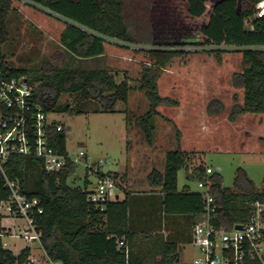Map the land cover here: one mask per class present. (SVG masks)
Listing matches in <instances>:
<instances>
[{
	"label": "trees",
	"instance_id": "1",
	"mask_svg": "<svg viewBox=\"0 0 264 264\" xmlns=\"http://www.w3.org/2000/svg\"><path fill=\"white\" fill-rule=\"evenodd\" d=\"M26 1L63 22L59 42L76 58L89 60L105 56L107 44L143 55L138 90L146 96L149 108L137 123L149 146L154 143L156 121L162 117L158 108L178 104L162 97L158 85L162 72L177 58L208 53L220 61L222 54L229 51L226 48H234L242 55V70L233 74L232 85L243 91L244 100L243 105L233 107L229 121L234 123L246 114L264 115V17L255 18L256 6L263 0ZM13 3L14 0H0V64L11 77L24 76L35 86L33 98L44 113L50 115L61 111L80 115L82 110L74 106L77 102L96 101L106 105L104 114H116L118 102L128 104L134 90L130 80L126 78L117 83L116 74L108 70H66L48 62L37 71L13 68L4 53L10 41L9 17L14 11ZM185 48L202 50L187 52L182 50ZM54 59L61 62L63 54L56 53ZM64 96L72 100L60 108ZM215 104L218 109L212 111ZM222 110L223 105L218 101H213L209 107L211 115H218ZM180 136L178 131V145ZM126 142L129 146L128 138ZM50 145L61 155L68 154L64 130L50 132ZM192 156L180 149L168 152L165 171L161 173L154 169L147 177L151 188L162 189L166 214H187L197 218L204 213L200 193L189 190L179 193L178 174L182 169L189 174L190 180L207 185L218 206V225L226 229L248 221L250 203H264V189L259 191L243 172H239L234 188L226 189L219 174H208L202 165L193 168ZM5 168L6 177L0 169V204L9 201L11 196L7 180L18 182L28 199L39 200L43 212L34 213L32 217L35 228L41 232L40 244L52 262L180 264L177 256L166 257L170 251L166 250L164 242L161 245L164 251L153 252L151 249L146 254H135L133 236L126 229L111 228L114 210L119 224L126 225L129 203L114 201L101 212L87 200L88 183L83 188L70 184L75 164L68 163L61 171L48 173L41 159L15 156ZM128 172L126 166L121 173L112 174L123 188L127 187ZM120 238H125V248H118ZM155 239L159 241L162 237ZM159 255L161 260H157ZM29 256V249L15 256L0 244V264H30Z\"/></svg>",
	"mask_w": 264,
	"mask_h": 264
},
{
	"label": "rangeland",
	"instance_id": "2",
	"mask_svg": "<svg viewBox=\"0 0 264 264\" xmlns=\"http://www.w3.org/2000/svg\"><path fill=\"white\" fill-rule=\"evenodd\" d=\"M13 4L14 11L9 17L10 41L4 49L6 60L13 68L37 71L48 62L66 70H108L116 74L117 83L127 78L134 88L127 105L121 102L116 104V114H104L106 105L90 101L74 105L82 110L80 115L61 111L49 115L51 120L64 128L67 153L73 160H79L69 181L71 185L83 188L87 182L96 183V175L87 170V166L99 168L105 174H118L126 166L130 170L133 158L142 160L151 154L156 161H162L166 151L180 149L193 152L194 166H207L219 174L226 189L234 188L239 172H243L259 191L264 189V115L246 114L234 123L229 121L233 107L243 105L244 100L243 91L236 90L232 85L233 74L242 70V55L234 48H226L229 51L222 54L220 61L208 53L177 58L162 72L158 82L159 93L178 104L158 108L162 117L156 121L157 130L151 152L137 123V119L149 108L146 96L138 90L143 55H134L107 44L105 56L89 60L76 58L59 42L64 29L59 18L43 12L26 0H14ZM248 28H251L250 24ZM182 50L200 51L202 48ZM58 52L63 54L61 62L54 59ZM71 100V97L64 96L60 108ZM213 101L223 105L218 115L209 113ZM217 109L218 105L215 104L212 111ZM178 131L181 135L180 145L177 141ZM81 151L86 153L87 159H78ZM178 184L180 190L186 185L194 191L199 190L197 181L188 180L184 169L178 174ZM117 194H122L120 188ZM6 207L3 205L0 209V214L5 215L0 219L7 229L0 227L1 232L7 233L2 243L18 252L27 245L20 237V231L28 226V222L24 218L7 216ZM34 247L32 261L45 264L46 253L41 244ZM197 256V249L193 244H188L181 250L180 262L193 264Z\"/></svg>",
	"mask_w": 264,
	"mask_h": 264
},
{
	"label": "built area",
	"instance_id": "3",
	"mask_svg": "<svg viewBox=\"0 0 264 264\" xmlns=\"http://www.w3.org/2000/svg\"><path fill=\"white\" fill-rule=\"evenodd\" d=\"M263 17L264 0L256 6L255 14V18ZM34 89L26 77H11L0 64V169L5 177V165L15 156L41 159L48 173H57L68 163L79 161L73 160L69 154L61 155L51 147L50 132L56 129L60 133L64 128L35 103ZM82 158H88L83 151L78 155V159ZM86 168L97 177L96 183L87 182V200L104 212L109 203L115 201L118 184L112 174L102 173L99 168ZM207 173L213 174V170L208 168ZM198 186L204 213L192 231V244L199 252L193 264H264V203H250L248 221L226 229L218 225V206L209 188L202 182ZM7 187L10 199L2 202L0 207L7 205L11 215L26 219L30 229L21 237L40 243L41 232L35 228L32 217L34 213L43 212L39 200L23 195L18 182L7 180ZM237 226L242 228L237 229ZM117 244L119 249L125 248V238L118 239ZM49 264L62 263L49 260Z\"/></svg>",
	"mask_w": 264,
	"mask_h": 264
},
{
	"label": "crops",
	"instance_id": "4",
	"mask_svg": "<svg viewBox=\"0 0 264 264\" xmlns=\"http://www.w3.org/2000/svg\"><path fill=\"white\" fill-rule=\"evenodd\" d=\"M181 142V140H180ZM150 151H153L154 143L152 146L147 144ZM131 149L132 146H131ZM151 151V152H152ZM183 151V150H182ZM170 151L165 152L166 154ZM186 152V151H184ZM195 152V151H194ZM193 154V152H191ZM144 160V161H143ZM132 166L128 172L127 187L123 188L118 185V188L122 190V194H117L115 201H127L129 203L127 221L126 225L119 224L116 220V210L113 211V218L111 220V228L120 230L126 229V231L133 236L132 246L133 252L135 254H146L151 249L153 252H161L163 249L161 245L165 243L166 250L170 253L166 254L168 259L177 256L179 263L181 264V250L188 244H192V231L193 227L200 220V217L193 218L187 214H166L164 212V199L165 195L162 193L161 188H151L147 182L148 175L155 169L161 173L165 171L166 163L165 157L162 161H156L155 158L150 154L147 158L134 159L132 161ZM193 164V163H192ZM198 166H192L199 167ZM205 169L210 167L204 166ZM214 172V171H213ZM187 179H189V174H187ZM199 185V181H197ZM199 188V186H198ZM185 190H189L192 193H201L200 189L194 191L190 186L186 185L182 190L179 188L178 191L182 193ZM1 209V207H0ZM7 210V209H6ZM1 218L4 217L0 214ZM7 216H12L7 210ZM125 221V220H124ZM123 221V223H124ZM3 220L0 219L1 229L7 230L3 227ZM30 229L28 226L20 231V237L26 231ZM11 232V231H10ZM4 236L7 233L1 232ZM10 235L12 233H9ZM3 236L0 237V244L6 249L11 251L15 256L20 255L25 249L30 250L29 262L30 264H37V262L32 261L35 247L39 245L38 242L26 241L27 245L23 246L18 250V252L9 248L6 243H2ZM160 236L162 240L156 241L155 237ZM157 244V245H156ZM155 245L157 247H155ZM164 251V250H163ZM45 253V252H44ZM160 254V253H159ZM46 261L45 264H49V258L45 254ZM161 256H157V260H161Z\"/></svg>",
	"mask_w": 264,
	"mask_h": 264
},
{
	"label": "water",
	"instance_id": "5",
	"mask_svg": "<svg viewBox=\"0 0 264 264\" xmlns=\"http://www.w3.org/2000/svg\"><path fill=\"white\" fill-rule=\"evenodd\" d=\"M242 227L241 226H237V229H241Z\"/></svg>",
	"mask_w": 264,
	"mask_h": 264
}]
</instances>
